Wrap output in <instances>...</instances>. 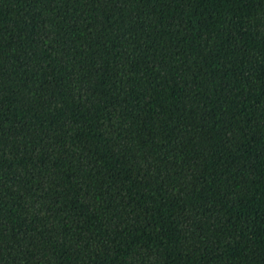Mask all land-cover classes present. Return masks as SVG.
<instances>
[{
	"label": "trees",
	"instance_id": "obj_1",
	"mask_svg": "<svg viewBox=\"0 0 264 264\" xmlns=\"http://www.w3.org/2000/svg\"><path fill=\"white\" fill-rule=\"evenodd\" d=\"M0 264H264V0H0Z\"/></svg>",
	"mask_w": 264,
	"mask_h": 264
}]
</instances>
